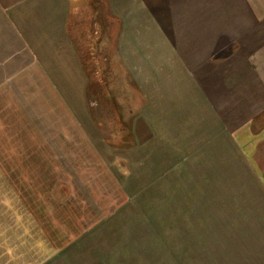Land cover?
<instances>
[{
  "label": "crops",
  "instance_id": "0c3cea01",
  "mask_svg": "<svg viewBox=\"0 0 264 264\" xmlns=\"http://www.w3.org/2000/svg\"><path fill=\"white\" fill-rule=\"evenodd\" d=\"M89 25L114 27L144 111L145 161H107L94 206L52 162L102 154L73 32ZM147 204L159 246L135 250ZM0 264H264V0H0Z\"/></svg>",
  "mask_w": 264,
  "mask_h": 264
},
{
  "label": "rangeland",
  "instance_id": "374dc122",
  "mask_svg": "<svg viewBox=\"0 0 264 264\" xmlns=\"http://www.w3.org/2000/svg\"><path fill=\"white\" fill-rule=\"evenodd\" d=\"M76 27L78 29L76 31L73 30V32L77 35L76 43L80 51L82 64L88 76V105L91 108L90 121L92 124L96 123L97 128L99 125L101 129L103 152L100 151L102 154L99 155V153L95 154L94 152L88 153L82 151L85 150L86 143H81L80 146L82 148L85 146L81 150L82 152L77 154L72 153L70 158L55 159L52 161L55 164L53 177L57 182L62 180L70 182L72 188H76L75 195H78L79 199H86L87 205L94 206L95 204H100V202L106 205L108 203L106 199L111 200L109 197L112 198L113 196V192L110 190L112 189V187H110L112 182L108 179V176H110L108 174L109 171L104 167L107 161V165H111V168L120 169L124 167L126 171H137L139 165L145 161L142 158L145 153L142 150L141 144L138 143L139 141L134 144L131 143V140L134 139V133L130 126L131 122L136 119L139 114L144 113V111L140 109L143 104V99L141 95L133 94L135 89L132 83H134L135 80L127 78L126 76L128 73L123 68H119V65L115 63V69H112V50L114 49H112L113 45L110 32L114 27L102 26L101 28V26H79L81 29L80 31L79 27ZM113 70L117 71L113 72ZM155 145L156 144H147V148H145L146 150L152 151ZM128 150L131 152H127ZM86 154H92L93 156L87 158ZM78 155H86V158L79 157ZM27 163H30V161ZM45 163V161L42 162L44 166ZM42 164L40 163L41 167H43ZM9 177L11 176H8V181ZM40 178L41 176H35V181H39V184L42 183ZM103 192L106 194L104 193V195H102ZM52 193L53 190H51V194ZM56 195L59 198H64L62 197L63 194L60 188L56 191ZM72 195H74L73 192ZM185 197L186 193L184 194V198ZM112 202L114 203L112 207H115L119 203H116L114 199H112ZM56 206L58 205L55 202V207ZM149 209V204H147V206L142 209L144 213L132 217L134 221H136V219H141L145 228L151 226V229H149L150 231L140 228V232L137 234L139 237L136 236V238L133 239V247L135 250H137V247L147 245L148 242H150L152 246H155V248L159 246V244L157 245L159 240L154 237L155 234H158L157 232L155 233L157 229L153 227V219H155V217L149 215L148 212H151ZM159 209L157 208V211ZM119 210H121V208ZM62 211L64 215L70 212H66L65 210ZM147 216H152V223L146 220ZM60 217L61 214L56 212V219ZM169 241L173 243V240L168 239V242ZM118 251L122 252L123 248L119 247ZM124 255L125 254H120V259ZM134 256L141 257L139 254H135ZM131 257L133 259L132 255ZM131 261L132 260H130V262Z\"/></svg>",
  "mask_w": 264,
  "mask_h": 264
}]
</instances>
